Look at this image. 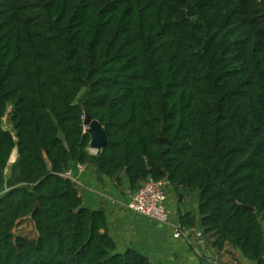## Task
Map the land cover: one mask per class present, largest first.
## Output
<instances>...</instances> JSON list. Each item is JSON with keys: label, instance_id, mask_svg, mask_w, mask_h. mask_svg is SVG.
Returning a JSON list of instances; mask_svg holds the SVG:
<instances>
[{"label": "trees", "instance_id": "16d2710c", "mask_svg": "<svg viewBox=\"0 0 264 264\" xmlns=\"http://www.w3.org/2000/svg\"><path fill=\"white\" fill-rule=\"evenodd\" d=\"M78 165L196 193L214 249L264 264V0H0V264H151L116 253Z\"/></svg>", "mask_w": 264, "mask_h": 264}, {"label": "crops", "instance_id": "0c3cea01", "mask_svg": "<svg viewBox=\"0 0 264 264\" xmlns=\"http://www.w3.org/2000/svg\"><path fill=\"white\" fill-rule=\"evenodd\" d=\"M73 176L78 181L83 206L105 212L108 233L118 254L132 250L147 258L151 264H257L246 259L236 247L226 245L221 251L214 249V238L211 234H205L199 226L196 193L175 190L167 185L169 217L168 222L163 224L127 210L134 192L124 176H120L118 186L113 179L101 176L93 166H87L83 173L76 169ZM184 213L194 216L196 227L192 230L181 229V236L176 238L174 233L179 228V214ZM260 224L264 242V218Z\"/></svg>", "mask_w": 264, "mask_h": 264}, {"label": "built area", "instance_id": "2783aa9c", "mask_svg": "<svg viewBox=\"0 0 264 264\" xmlns=\"http://www.w3.org/2000/svg\"><path fill=\"white\" fill-rule=\"evenodd\" d=\"M96 153L90 152L91 155H95ZM86 167V165H78L77 172H85ZM64 177L77 185L78 181L72 174L65 173ZM166 188V182H157L150 177L146 178L132 194L126 206L127 210L142 218L166 224L169 217ZM181 234L182 230L178 228L175 230L174 237H180Z\"/></svg>", "mask_w": 264, "mask_h": 264}, {"label": "water", "instance_id": "95a60500", "mask_svg": "<svg viewBox=\"0 0 264 264\" xmlns=\"http://www.w3.org/2000/svg\"><path fill=\"white\" fill-rule=\"evenodd\" d=\"M83 127L90 135L89 151H100L107 142L103 127L97 121H93L87 116H84ZM159 142L166 146L170 145V143L164 139H159ZM35 208H38V204L35 206ZM250 210L253 211L251 208ZM259 219L260 221L262 220L261 217Z\"/></svg>", "mask_w": 264, "mask_h": 264}, {"label": "rangeland", "instance_id": "374dc122", "mask_svg": "<svg viewBox=\"0 0 264 264\" xmlns=\"http://www.w3.org/2000/svg\"><path fill=\"white\" fill-rule=\"evenodd\" d=\"M83 96H84V91L80 94V96H79V98H78L77 101L79 102V101L83 98ZM3 127H4L6 130L10 131V126H9L6 122H4ZM15 160H16V158L11 159V157H10V160H9V162H8V165H7V169L5 170L6 176L9 174V172H10V170H11V167L13 166Z\"/></svg>", "mask_w": 264, "mask_h": 264}, {"label": "bare ground", "instance_id": "6f19581e", "mask_svg": "<svg viewBox=\"0 0 264 264\" xmlns=\"http://www.w3.org/2000/svg\"><path fill=\"white\" fill-rule=\"evenodd\" d=\"M14 154H15V153H13V154L11 155V159H14V157H15ZM16 157H17V154H16Z\"/></svg>", "mask_w": 264, "mask_h": 264}]
</instances>
